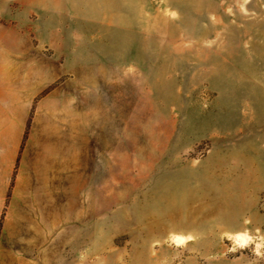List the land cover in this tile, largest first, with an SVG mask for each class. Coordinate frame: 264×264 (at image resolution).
I'll use <instances>...</instances> for the list:
<instances>
[{
	"label": "rangeland",
	"instance_id": "1",
	"mask_svg": "<svg viewBox=\"0 0 264 264\" xmlns=\"http://www.w3.org/2000/svg\"><path fill=\"white\" fill-rule=\"evenodd\" d=\"M264 264V0H0V260Z\"/></svg>",
	"mask_w": 264,
	"mask_h": 264
},
{
	"label": "crops",
	"instance_id": "2",
	"mask_svg": "<svg viewBox=\"0 0 264 264\" xmlns=\"http://www.w3.org/2000/svg\"><path fill=\"white\" fill-rule=\"evenodd\" d=\"M0 264H30V260L18 252V254H14L11 259L0 260Z\"/></svg>",
	"mask_w": 264,
	"mask_h": 264
}]
</instances>
